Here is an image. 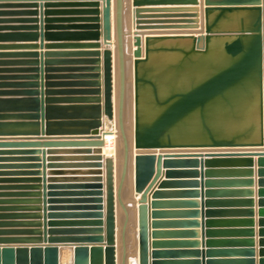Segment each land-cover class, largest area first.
Listing matches in <instances>:
<instances>
[{
	"label": "crops",
	"instance_id": "0c3cea01",
	"mask_svg": "<svg viewBox=\"0 0 264 264\" xmlns=\"http://www.w3.org/2000/svg\"><path fill=\"white\" fill-rule=\"evenodd\" d=\"M80 1L0 0V232L5 233L0 238L17 240L7 246L47 245L28 241L33 238L45 241L42 233L50 223H55L58 229L64 228L59 225H68L67 228L73 229L80 227H70V224L94 220L81 215L91 211L79 209V206L87 205L83 203H86L88 197H83L82 194L89 191L82 190L81 187L91 184L81 181L90 178L89 175L82 174L90 169L81 167L90 162L79 159L88 156L82 152L95 151L97 148L21 145L86 137L96 139L99 136H81L78 133H83L84 129L72 126L73 123L87 120L86 116L93 112V106L97 108L96 111L103 113V125H109L111 131L115 130V123L104 115L106 50L111 51L114 112L117 74L115 48H108L105 44L104 4L100 3L97 16L100 25L97 43L101 45L100 49H47L48 46L73 44L72 41L77 40L73 35L80 31L75 30L74 26L85 22L81 20L92 18L86 12L89 8L75 6ZM126 7L124 25L128 33L134 29L132 0H126ZM166 14L168 13L146 15L166 17ZM200 14L201 9L199 20H202ZM111 20L114 41L113 2ZM46 26H49V30ZM47 34L53 36L47 37ZM132 43L131 41L130 47L126 42L127 74L131 78L135 50ZM26 46H37V49H25ZM98 51L101 52L100 57H97ZM96 82L100 83L98 88L90 86ZM98 90L99 95L93 94ZM28 91H35L38 95L28 96L25 93ZM133 97L132 85L131 94L127 90L126 103V117L132 126L129 127L131 131L134 120ZM93 98L100 99L101 104L84 102ZM36 99L40 101L37 103ZM48 99L53 101L48 104ZM42 109L50 112L52 118H43ZM254 126L253 119L247 121L245 133H250ZM102 130L103 127L99 129L100 133ZM106 143L108 145L110 141L106 140ZM207 150L215 152L203 149L200 150L203 152L201 154L194 151L177 154L204 155L199 158L204 163L198 169H169L162 166L161 176L151 188L147 202L150 264H202V252H206L207 264H264V162H261L264 157H250L252 163L249 164L247 159L208 158L205 156ZM105 151L104 148L101 154L104 222L107 218L108 200L107 159H113L114 190L121 171L120 156H107ZM176 152L185 153L173 151ZM159 154L160 151L156 156ZM194 170L198 172V177L194 179L184 176L167 178L170 171ZM134 171L133 160L123 198L126 203L135 202L134 205L127 204L130 211L127 244L130 255L135 254L136 258H129L127 264H139L138 202L142 195L134 191ZM164 183L197 185H165L162 186L165 189L159 190ZM172 187L192 189H171ZM187 191L197 192V195L191 198L186 195H164L162 199H153L156 192L168 194ZM115 217L117 264H121V230L125 217L116 200ZM36 223L40 226H33ZM104 228L106 230V225ZM38 232H42L41 235ZM103 244H106V234ZM156 253L160 255L155 256Z\"/></svg>",
	"mask_w": 264,
	"mask_h": 264
},
{
	"label": "water",
	"instance_id": "95a60500",
	"mask_svg": "<svg viewBox=\"0 0 264 264\" xmlns=\"http://www.w3.org/2000/svg\"><path fill=\"white\" fill-rule=\"evenodd\" d=\"M104 4L103 9V30L105 32V44L108 48L114 46L117 61L116 74V112L113 109L112 101V69H111V51L104 52L105 58V104L104 115L110 122L115 123L117 134L119 136L121 167L119 181L116 190L113 184V159H107V218L104 222L103 214V178L101 175L103 167V148L106 147L105 138L113 134L109 125H103V113L96 111L93 106V112L86 116L87 120H81L73 123L72 126L81 127L83 133L81 136H99L86 137L84 139H66L63 142L59 140L54 142H30L26 147H85L97 148L95 151L86 150V155L79 160L90 162L84 164L90 170L82 174L89 175L88 184L81 187L83 197L86 198L87 205L79 206L81 211H91L82 213V217L94 219L63 225L57 228L55 223H50L43 233L45 241L41 238L29 240L32 244H47L29 246H7L17 240L9 238H0V264H117V247L115 245L116 217L115 200L121 212H123L125 221L121 230V264H127L129 258H136V255H130L127 244V232L130 227V211L127 206L134 205L135 202L126 203L123 193L127 180L129 178L131 161L134 160V191L140 194L141 199L138 204V257L139 264H150L149 247V207L148 194L161 176L162 166L169 169H198L203 164L204 155H177L190 153H203L200 150L211 149L215 152H208L205 156L208 158H229V159H247L252 163L250 157H264V0H132L133 21H134V42L133 46V88H134V121L133 133L128 131L126 123V103H127V51L125 39L131 35V32H125V10L126 0H81L75 5L77 8H89V20H81L74 26V29L80 31L73 35L77 38L73 44H63L48 46L47 49H100L101 45L97 43L100 38L99 7ZM112 2L114 6V27L115 36L112 41V20L111 9ZM206 5V36L189 37H146L145 53L142 51V35L146 31L158 30H197L200 26L198 6ZM47 7H51L47 5ZM150 7H167L151 8ZM252 11L257 15L250 28H245L242 24L239 30L217 31L215 26L225 13L234 11ZM85 12V11H81ZM218 12V15L209 22L211 14ZM147 13H168L166 17L148 16ZM189 15V16H187ZM184 18V19H183ZM150 19V20H148ZM157 19V20H156ZM160 19V20H158ZM167 19V20H165ZM49 23V20L46 21ZM49 30V26H46ZM62 35V34H61ZM177 35V34H172ZM187 35V34H178ZM201 35V34H200ZM53 36V35H52ZM47 34V37H52ZM151 36V35H149ZM226 40L223 44V52L233 61L217 73L207 78L188 81L186 86H179L176 80L170 85L161 87L151 74L150 63L153 60L158 49L160 52L177 51L181 54L178 66L183 68L181 62L193 60V55L197 53H209V44L215 37H221ZM175 38H191L192 46L189 51L183 48L161 45L156 48V43H164ZM230 38V39H229ZM244 39H249L248 44ZM96 41V43H80L82 41ZM113 42V43H111ZM25 49H37V46H26ZM159 52V53H160ZM193 54V55H192ZM37 56V54L35 55ZM101 52H97V57ZM184 61V62H185ZM141 65L143 72L141 70ZM98 71V68H97ZM183 71V70H181ZM177 74V75H178ZM189 74V73H188ZM191 77H193L191 75ZM99 78V77H93ZM184 82L186 76H180ZM32 86L35 84H31ZM90 86H100L99 82L90 84ZM254 89L257 93L256 102L253 103V121L254 127L251 132L245 133V126H240L239 130L229 131L226 127V121L233 118L232 115H240L245 106L246 91L250 96V90ZM28 96H37V92H25ZM100 91L93 94L99 95ZM254 94V93H253ZM146 96V97H145ZM145 99H147L145 101ZM40 100L36 99L38 103ZM53 100H47L51 103ZM244 101V102H243ZM95 104H101L100 99L93 98L88 101ZM232 113V115H231ZM226 115V117H224ZM43 118H52L50 112L42 109ZM43 127L45 123L43 122ZM103 127L100 133L99 129ZM259 131L257 132V130ZM90 131L91 133H89ZM245 148H247L245 150ZM249 149V150H248ZM160 151L158 156L157 152ZM173 151H185L176 152ZM197 151V152H196ZM85 155V154H84ZM165 159V160H163ZM262 163L264 160L261 161ZM211 164V162H209ZM167 178H177V176L198 177L197 171H170ZM165 185H194L197 183H164L159 190L165 189ZM187 187V186H185ZM171 189H192L172 187ZM164 195H186L195 197L197 192L187 191L180 193H162L156 192L153 199H162ZM1 225V224H0ZM106 225V230L104 228ZM15 226V224H10ZM33 226L39 227L36 223ZM5 233L0 232V235ZM106 234V244L104 245V235ZM134 239V237L132 236ZM92 243V244H90ZM91 246V248H90ZM160 255L159 253L154 254ZM162 255V254H161ZM202 264L206 263V252H202ZM134 264V263H132ZM162 264V263H155Z\"/></svg>",
	"mask_w": 264,
	"mask_h": 264
},
{
	"label": "bare ground",
	"instance_id": "6f19581e",
	"mask_svg": "<svg viewBox=\"0 0 264 264\" xmlns=\"http://www.w3.org/2000/svg\"><path fill=\"white\" fill-rule=\"evenodd\" d=\"M205 1V0H204ZM211 1H217V0H211ZM205 8L206 5L202 6L201 9V14L200 19L201 24L200 28L197 30H158V31H146L145 35L143 34L142 36V51L143 55L145 53V40L146 37H189V36H206V18H205ZM133 9V8H132ZM133 12V11H132ZM218 15V12H214L210 16L209 22H213V20L216 18ZM257 15V12H252V11H234L231 13H225L224 16L221 17L217 25L215 26V32H219L221 30L225 31H231V30H239L241 25L244 24L245 28H250L252 25V22L254 21L255 17ZM241 20H244V22L241 24ZM134 25V24H133ZM126 32V31H125ZM134 32L135 28H132L131 35L134 38ZM172 34H177L172 35ZM178 34H187V35H178ZM201 34V35H200ZM151 35V36H149ZM230 39V38H229ZM228 40V38L224 39L221 37H215L211 40L209 44V53H197V55H193L194 61L193 60H188V61H183L181 64H183V68H180L179 74H178V66L180 63L181 54L178 50L175 51H164L160 52L155 51L156 54H153L152 61L150 63L151 66V74L155 78L154 80L161 86L165 87L167 85H170L173 83V81L176 80V83L179 86H186L188 84V81H191L192 79L195 80V78H200L204 79L209 77L210 75H213L217 73L219 70L222 68L226 67L233 61L229 56H227L223 52V44L224 42ZM245 43L248 44L250 42L249 39H244ZM125 42H127V38L125 39ZM133 45V44H132ZM157 46L156 48H159L161 45L164 46H171L176 47V48H183L187 51L190 50L192 46V39L191 38H175L174 40H168L167 42L164 43H156ZM128 46V45H127ZM133 48V47H132ZM134 50V49H133ZM128 51V50H127ZM115 52V51H114ZM160 52V53H159ZM132 55V54H131ZM141 70L143 72L146 70L145 67L143 69V65H141ZM183 70V71H181ZM189 73V74H188ZM178 74V75H177ZM187 79L183 82L180 79V76H186ZM191 75L193 77H191ZM133 81V80H132ZM250 96L248 95V92L246 91V98H245V106L243 107V110L241 114L238 116L236 115H231L233 118H229V122L226 121L227 129L229 131L233 130H239L240 126H245L247 121H251V119L254 117L253 116V103H255L257 100V93L255 94L254 89H251L250 91ZM254 93V94H253ZM133 94V92H132ZM146 97V96H145ZM134 98V97H133ZM147 99H145L146 101ZM134 104V102H132ZM134 109V107H133ZM134 115V113H133ZM226 117V115L224 116ZM134 121V120H133ZM126 123L128 127V131L132 133L133 131L129 130V122L126 117ZM251 125V123H250ZM113 134L108 135L105 140L110 141V144L106 145L104 147L106 149L105 153L107 156H115L117 158L118 155H120V148H119V136L115 133L116 131H112ZM107 144V143H106ZM103 148V149H104ZM195 152V151H194ZM191 153V152H190ZM117 155V156H116ZM117 160V159H116ZM116 162V161H115ZM137 203V202H136ZM137 205V204H136Z\"/></svg>",
	"mask_w": 264,
	"mask_h": 264
},
{
	"label": "rangeland",
	"instance_id": "374dc122",
	"mask_svg": "<svg viewBox=\"0 0 264 264\" xmlns=\"http://www.w3.org/2000/svg\"><path fill=\"white\" fill-rule=\"evenodd\" d=\"M198 10H200V8L201 7H199L198 6ZM199 14V13H198ZM187 16H189V15H187ZM184 19V18H183ZM132 30V29H131ZM131 41L132 42H134V39H133V36L132 35H129L128 37H127V43H128V46H130L131 47ZM133 44V43H132ZM132 47H134L133 45H132ZM133 49H135V47L133 48ZM130 72H132L131 71V63H130ZM133 78H131V75L128 77V81H129V83H128V88H127V90L129 89V93L131 94V87H132V85H133ZM129 126L130 127H132L130 124H129ZM116 128V127H115ZM129 130H131V128H129Z\"/></svg>",
	"mask_w": 264,
	"mask_h": 264
},
{
	"label": "built area",
	"instance_id": "2783aa9c",
	"mask_svg": "<svg viewBox=\"0 0 264 264\" xmlns=\"http://www.w3.org/2000/svg\"><path fill=\"white\" fill-rule=\"evenodd\" d=\"M114 131H116V128H115V130ZM109 144V143H108Z\"/></svg>",
	"mask_w": 264,
	"mask_h": 264
}]
</instances>
